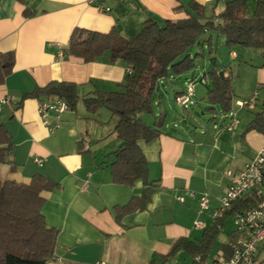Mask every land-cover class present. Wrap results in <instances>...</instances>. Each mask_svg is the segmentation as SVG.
I'll use <instances>...</instances> for the list:
<instances>
[{
  "label": "crops",
  "instance_id": "0c3cea01",
  "mask_svg": "<svg viewBox=\"0 0 264 264\" xmlns=\"http://www.w3.org/2000/svg\"><path fill=\"white\" fill-rule=\"evenodd\" d=\"M227 1L106 0L112 10L101 12L87 0H0V52L14 51L16 55L13 72L0 84V101L7 99L1 105L0 124L6 126L14 145L9 162L1 164V171L4 178L19 182H29L35 174L41 173L59 184L45 193L47 200L42 208L47 225L59 230L55 254L46 264H97L99 260L111 264H151L153 260H157V264H169L182 252L190 256L181 250L163 263L160 257L171 250L175 241L186 238L198 243L206 228L214 225V213L221 206V198L231 182L230 173L243 170L264 146V131L250 127L256 113L264 109V58L250 68L253 83L248 88L234 89L231 110L207 115L209 119L203 113L202 122L187 108L183 111L187 118L178 113L171 119L169 112L160 106L170 86L174 88L176 100L184 94L188 79H193L188 75L190 72L162 78L168 85L160 80L154 94V109L155 105L158 109L154 111H158L157 115L166 112L167 120L158 137L150 142L138 141L155 189L145 208L118 219L117 207L141 197L144 184L142 180L131 186L114 182L110 165L121 141L113 129L104 126L106 122L99 119V109L87 111L83 97L96 91H120L130 66L122 61L111 62L108 51L86 62L65 54V49L75 28L106 33L118 25L121 35L131 39L141 32L149 18H186L193 13L191 2L203 5L206 17H212L225 8ZM245 1V12L252 15L257 0ZM25 11L30 14L26 15ZM204 35L208 36L205 39L213 50L216 32L208 31ZM61 51H64L63 58ZM212 52L209 51L210 57L215 56ZM233 52L237 53L236 57ZM197 53L206 63V50ZM232 53L233 58H239L237 51ZM206 66L204 64L203 68L206 72L213 67L212 64L210 68ZM216 68L223 70L224 76L229 74L218 63ZM184 76L186 81L181 82ZM52 80L76 83L81 97L75 110L69 108L59 116H50V122L54 123L57 117L61 121L54 132L43 122L39 99L22 101L24 93ZM205 80V87L199 89L201 108L210 106L207 94L211 82L206 77ZM196 92L197 87L195 98ZM255 96V102L249 105L236 104V100H252ZM188 103L179 104L185 107ZM234 111L238 123L230 130L228 123ZM140 118L149 125L156 119L145 118L144 114ZM176 122L180 123L179 127L175 126ZM84 135L90 137L88 149L84 148ZM110 135L113 145L105 150L103 143ZM95 142L99 143L95 145ZM36 158H40L42 164L37 163ZM86 179L89 185L85 189ZM203 193L210 195L209 210L201 209ZM179 197H184V201ZM229 219L232 225L228 229ZM197 220L205 227H196ZM221 234L223 239L219 238ZM235 236L234 216L228 215L207 259L201 261L200 256H190L191 264L194 260L198 264H216L229 259ZM260 251L259 259H262L263 247Z\"/></svg>",
  "mask_w": 264,
  "mask_h": 264
},
{
  "label": "trees",
  "instance_id": "16d2710c",
  "mask_svg": "<svg viewBox=\"0 0 264 264\" xmlns=\"http://www.w3.org/2000/svg\"><path fill=\"white\" fill-rule=\"evenodd\" d=\"M245 5V0H229L219 14L206 17L205 7L191 2L193 13L188 17L175 20L149 18L141 32L131 39L121 35L118 25L106 33L83 28L73 30L65 54L90 62L108 51L111 62L122 61L132 68L120 91H96L83 97L87 111L96 112L105 107L111 112V118H116L113 131L121 144L113 152L115 159L110 165L114 182L131 186L142 180L144 184L141 197L117 207L118 219L126 213L145 208L155 189L138 141L150 142L158 137L167 113L156 115L153 125L145 123L139 115L155 112L154 94L160 80L170 74L181 76L194 69L200 53L193 56L190 49L208 31L225 36L230 48L240 46L264 51V0H257L252 15L245 13ZM239 10L243 13L240 14ZM25 14L30 13L25 11ZM15 61L14 51L0 52V84L13 72ZM204 76L211 82L207 110L212 114L229 112L234 96L231 74L222 77L216 67H211ZM27 98L39 101L60 98L75 110L81 97L76 83L52 80L24 93L22 101ZM250 127L264 131V109L256 113ZM13 146L8 129L0 124V165L5 163L7 153L10 156ZM58 186L41 173L35 174L29 182H19L10 177L3 178L0 170V264H46L54 256L59 230L47 225L42 208L47 200L45 193ZM254 204L251 197L239 199L215 218L214 225L206 228L198 243L180 238L160 260L167 263L185 250L193 258L200 256L201 261H205L224 227L225 218ZM262 247L264 252V245ZM151 264H157V260ZM193 264L198 263L194 260ZM259 264H264V255Z\"/></svg>",
  "mask_w": 264,
  "mask_h": 264
},
{
  "label": "built area",
  "instance_id": "2783aa9c",
  "mask_svg": "<svg viewBox=\"0 0 264 264\" xmlns=\"http://www.w3.org/2000/svg\"><path fill=\"white\" fill-rule=\"evenodd\" d=\"M88 4L96 7L101 12H110L112 7L106 4V0H87ZM234 57L237 56L236 52L232 53ZM60 57H64V51L60 52ZM128 72H132L129 67ZM195 94V84L193 79H188L186 90L182 96L177 98L181 104L188 103ZM256 96L251 101L236 100L238 106L244 107L255 102ZM6 100L0 101V110L2 103ZM67 102L60 98H52L44 101H39V113L43 122L49 127L51 132H54L61 126V121L58 119L53 123L49 118L52 114L59 116L64 111L68 110ZM230 121L228 128L233 130L238 123L237 113L234 111L230 114ZM84 148L90 147V137L84 135L82 137ZM36 162L42 164L40 158H36ZM2 173V171H1ZM231 182L221 198V206L214 213V217H218L227 209H230L236 201L241 198L251 195L255 204L252 207L244 208L234 215V224L236 227V236L231 242L233 250L232 256L222 262L216 264H259L260 248L264 244V146L260 149L257 158L249 163L243 170L236 173H230ZM3 177V174H2ZM4 178V177H3ZM89 179L83 183V188H87ZM184 201V197H179ZM210 195L203 193L200 196V206L202 210H209L210 208ZM196 227L203 228L205 224L197 220ZM263 262V261H262ZM97 264H111L105 260H99Z\"/></svg>",
  "mask_w": 264,
  "mask_h": 264
},
{
  "label": "rangeland",
  "instance_id": "374dc122",
  "mask_svg": "<svg viewBox=\"0 0 264 264\" xmlns=\"http://www.w3.org/2000/svg\"><path fill=\"white\" fill-rule=\"evenodd\" d=\"M239 13L242 14L243 10L242 11L239 10ZM245 13L248 14V11H246ZM205 38H208V36L202 35L199 38V43L195 45L192 49H190V52L193 54V56L196 55L197 52H202L203 49L206 50L207 62L205 63L203 62L201 57H197L195 60L196 65L194 69L190 71V74H188L190 75L191 78L193 77L195 88L197 87V92H196V94L198 93V96L196 97L197 99L195 98V96H193L191 98V102L185 105V107H182L175 98V92L173 86H170L167 94L165 93V95L162 97V102L160 105L161 109L167 110L170 114L171 119L172 117L174 118L175 116H178V113H183L185 108L189 109V111H191L192 114L198 115V119L200 120V122H202L204 119L203 113H205L204 114L205 117H207V115H212V113L207 110L208 107H204V108L200 107V102H202V98L199 94V89L203 88V86L205 87L206 84V80L204 76L206 71L203 70L204 64L207 65L206 68L207 67L210 68L211 67L210 60L212 57H218V62H217L218 65L224 67L229 71V74H231L232 77L233 88L235 90L236 89L240 90V88L242 87L248 88V86L251 83H253L254 76L250 68L252 65L258 63L261 59L264 58L263 57L264 51L260 49L243 48L240 46H234L232 48L228 47V45L226 44V40H224V36L222 37V35L217 33L213 40V51L215 56L210 57L209 51L211 49L209 48L208 41ZM232 51H237L239 54V58H233L231 56ZM173 76H174L173 74H170L168 79L173 78ZM185 81L186 79L184 76L181 82H185ZM162 83L168 85V81L166 79H162ZM155 97L157 98V95ZM246 101H251V100L248 99ZM155 109H158V106L155 105ZM156 112L154 113L143 112L141 114H144L145 118L151 119L153 117L154 119V117L156 118L157 115ZM97 116L101 121L106 122L104 126H109L111 129H113L116 118L113 119L111 118V113L107 108L105 107L99 108ZM183 116L187 118V114L183 113ZM207 119L209 118L207 117ZM186 123L187 120L184 121V124ZM175 126L179 127L180 123L176 122ZM111 137L112 135H110V138L108 137L106 140H104L103 146H105V150H109L110 147L113 145V140H112L113 138ZM98 143L99 142H95V145H97ZM0 170H3L2 165H0ZM228 222H229L228 225V229H229L232 225V220L229 219ZM219 238L223 239L224 238L223 234H221ZM220 239H218L217 242H219ZM210 260L213 261V257H211ZM191 263H192L191 257L188 256L185 252H182V254L178 256L175 260L169 262V264H191Z\"/></svg>",
  "mask_w": 264,
  "mask_h": 264
},
{
  "label": "water",
  "instance_id": "95a60500",
  "mask_svg": "<svg viewBox=\"0 0 264 264\" xmlns=\"http://www.w3.org/2000/svg\"><path fill=\"white\" fill-rule=\"evenodd\" d=\"M211 64L213 67H216L217 65V62H216V57H212L211 60H210ZM219 74L224 77V72L223 70H220L219 71ZM9 162V156H8V153L6 154V159H5V163H8Z\"/></svg>",
  "mask_w": 264,
  "mask_h": 264
}]
</instances>
